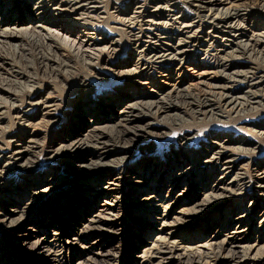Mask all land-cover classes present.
<instances>
[{"label":"rangeland","instance_id":"374dc122","mask_svg":"<svg viewBox=\"0 0 264 264\" xmlns=\"http://www.w3.org/2000/svg\"><path fill=\"white\" fill-rule=\"evenodd\" d=\"M128 1L97 0L85 5L84 11H81L82 13H88V15L83 14L82 17L87 16L88 22L93 25L92 29L97 30L103 36L112 37L118 41L115 53L107 54L106 51L103 52L92 66L83 64L80 57L75 55V51L68 50L67 44H62L57 53L62 55L64 60L70 62L72 69L67 73L64 72L65 68L49 71L50 68L47 66L48 69L45 70L46 62L42 61L41 53L46 54V48L42 44L38 47L34 43L25 42L26 50L23 52L20 50L18 53H15L9 47L0 49V53L4 54L10 61L12 60L16 70L24 76H32L30 79H26L29 82L32 81L30 84L21 81L22 85H14L13 78L8 74V69L0 66V85L8 86L16 91V102H18H15V104L25 106L22 103H26L30 97L35 96L36 98L31 101L35 102L39 96H46L52 92L50 95L53 97L55 105L50 117L43 116V112L41 114L37 109L38 107H28V109L31 108L32 112L29 113L28 118L22 119L16 118L14 112L7 107L5 114L2 116L3 119L0 121V156H10L15 151V145L22 143L17 141L19 139L24 142L35 140L37 144L36 149L32 150L33 154L27 157L35 162L34 169L31 172L22 173L15 170V173L12 172L1 177L4 180L0 182H7V186L11 189L9 192H5L7 196H0V214H3L5 210L11 212L13 210L11 205H17L21 203L20 200H23L25 204L22 206L27 207L24 211L30 215H28L26 224L22 226V229L16 227L14 230L6 231L8 222H5L4 225L3 222H0V264H8V261L11 264H46L45 261L39 258L43 253L37 255L32 247L33 243L38 242L45 236L43 231L46 230L45 224H48V221L36 214L38 211L46 209L45 207H50L51 215L49 218L53 223L52 227H57V229L52 228L51 232H60V238H62L59 241L53 240V249L57 250L63 247L64 251L63 257L58 262L50 264H78L80 262L83 264H102L101 260H107L109 264H142V258H137L136 261L132 262L133 258L130 260L131 255L141 254L140 250L157 249L160 244H163L159 241L160 239L173 243L180 252L200 250L203 253L207 250L203 246L209 241L211 242L212 237L215 236L213 231L222 232L224 229L222 235L225 234L224 236L232 238L235 244L241 247V250L249 251L247 253L249 258L257 256L264 263V199L261 198L254 202L245 190L247 186L242 190L233 187L230 191L231 194L226 193L225 196L211 197L212 194L217 193L218 195L220 192L213 191L212 193L208 187H203L204 184L216 186L220 183L223 187H230L232 185L230 183L234 180L235 175L233 174L221 175V171L218 170L220 166H207L206 168H199L196 173H187L181 178L182 182L178 185H176L175 180L185 171L182 170L183 172L180 173L176 169L167 179L165 178L168 175H165V173L170 169L172 163H181V156L184 152H193L194 155L210 152L212 143L215 142L218 136L221 137L224 134H228L227 138L235 136L234 138L248 141L254 147V149L252 147L249 149L251 151H234V148H237L238 145L229 144L226 151L228 157L236 159L233 173L243 174L242 176L246 177V181L253 178L256 173L254 171L255 167L264 163L263 137L255 133L257 132L255 126H252L258 123L264 124V100H262V106L253 104L251 110H247L242 114H237L235 111L234 113L230 110V107L222 108L224 109V115L222 119L218 120H209L207 116H194L188 109L180 113L181 118L176 120L168 116H166V120L163 114H159V118H157V115H153L152 118L144 119L145 121L141 125L148 122L155 123L159 129L164 128V134L158 136L144 135V138L132 146V153L128 155L123 164H120L116 172L113 169L110 170L111 173L114 172L111 177L102 175L92 180H79L74 176L62 174L65 170H63V165L67 166L69 162L73 163L77 158L64 159L61 162L56 159H49L52 154L48 151L53 150V148H50L52 141L56 140L57 143L65 145L64 140L57 139V137L64 138L67 134H70L71 139L78 137L77 135L74 137L70 131L72 132L75 126L78 127L79 122L77 121L79 119L76 118L81 117L75 110L79 100L88 101L90 107H92V110L84 116L86 120H84V124L89 128L90 125L87 121L93 120L91 118L95 114L93 111L94 106L104 100L119 99L127 95L138 96L140 93L151 95L152 91L167 95L173 89L195 95L214 91L217 97L226 92L212 87L223 84L229 85L228 81L232 79H230L232 75L234 76V69L220 75L216 74L217 70L209 68L210 65L214 64V60H203L202 56L190 57L185 62H176L172 67L162 68L148 77L140 80L136 79L138 84L135 85H129L126 80H121L119 75L105 70L103 67L106 60L112 63L121 61L133 48L129 35H127L128 30L112 19V17L117 16L115 12L117 8L129 7L127 5ZM148 9L153 12V5H148ZM187 9L193 11L192 8L179 2L178 9L175 11L178 13L177 15L190 16L191 21L195 20L196 29L200 28L201 25L198 24V19H193L194 16ZM201 13L208 14V12ZM128 15L130 16L131 13ZM128 15H121L117 18H124L123 16ZM144 19H150L149 21L152 20V23L156 24L141 22L140 27H142L143 33L150 32L153 35H159L163 32L171 33L175 30L168 18H165L167 20L154 17ZM153 20L155 21L153 22ZM187 22L189 23L190 20ZM160 23L167 24L163 27ZM261 25H264V20L261 21ZM201 28L204 29L206 35L211 34L210 28H204L203 26ZM112 30H115L117 35L110 37L109 33ZM134 32L141 35L139 27ZM164 36L166 38L172 37L170 35ZM109 38H107L108 42L110 41ZM222 38L219 37L217 40L220 44H224ZM164 42L173 46L177 43V40L176 38L174 40L168 39ZM229 56L232 57L234 62H245L250 67L264 69L260 61H255L251 57H241L236 54ZM221 75L224 79L222 78L223 80L220 82L219 77ZM260 75L262 76L264 73ZM249 82L250 79L244 81L243 91H257L264 97L263 87L258 86L255 89L250 86ZM130 103H133V101H123L124 106ZM113 109L116 111L121 110L120 108ZM99 126H106L108 131L111 128V124L107 120H102ZM54 148H58V145ZM58 153L64 158L70 156L66 151L60 150ZM137 175H145L146 178L139 182ZM52 178L55 180L51 181ZM112 178L118 180L114 182V180L111 181ZM40 179L45 180V186L50 190L45 194L32 196L33 189H29L31 185L28 184L34 181L39 182ZM136 183H139L142 187ZM26 191L30 194L22 196ZM69 194L75 195L73 198L78 196V202L85 207L92 205L96 209L102 210L97 214L102 219L112 221L108 229L113 234L106 235L107 245H101L96 241L98 239L96 233L85 235L74 245H65V242L69 240L66 238L65 233L69 234L70 232L65 229L63 222L57 223V218H54L56 214L54 213L59 211L53 208V204L60 208L61 212L59 214L62 218H69L67 225L73 229L75 224L70 221L73 218L70 213L76 211L68 208V203L65 205L63 203V200L66 199L69 201ZM18 195L20 197H17ZM81 199L88 201V203L83 202ZM196 203L205 205L200 210L196 206L194 207ZM252 203L255 204L251 205ZM238 206L254 209L253 214H250V211L245 212V214L248 213L250 219L245 224L243 223L241 228L234 224V219L237 217L235 216V210ZM18 216L15 213H10L11 219H16ZM38 223L40 224V234L34 235V233L23 230L25 228L31 230ZM229 223L234 224L233 227H229ZM129 224H132V226L136 224L137 228L132 229ZM209 227H211L209 234H203L204 230ZM240 230L241 232H239ZM130 233L132 236H129ZM134 234L135 236H133ZM48 240L51 239L48 238ZM69 242L73 243L71 240ZM85 246L86 248H82ZM131 246L138 247L137 252L132 251ZM89 251H93L98 255L104 253L108 257L93 255L96 260L88 262L83 257L90 256ZM112 255H116L117 258L109 260ZM211 256L201 260L206 264H229L224 261H214ZM11 258H13V261H11ZM241 259L239 264H252L250 259ZM145 260L148 264H177L176 260L170 261L160 256L151 258V255H147Z\"/></svg>","mask_w":264,"mask_h":264},{"label":"bare ground","instance_id":"6f19581e","mask_svg":"<svg viewBox=\"0 0 264 264\" xmlns=\"http://www.w3.org/2000/svg\"><path fill=\"white\" fill-rule=\"evenodd\" d=\"M95 1L97 0H0V49L2 50L4 47H9L15 53H18L20 50L22 52L26 50L25 42L34 43L38 47L42 44V46L46 48V54H43L44 52L41 53V57L43 58L42 61L46 62L44 67L46 68L45 70L47 71L48 68H50L49 71L65 68L64 72L67 73L72 69L70 62L64 60L62 55L57 54L62 44H67L68 50L75 51V55L80 57L83 64L92 66L103 52L106 51L107 54L115 53L118 46V41L111 37L112 35H117L115 30L110 31L109 36L111 38L103 36L97 30L92 29L93 25L88 22L86 19L87 16L82 17L83 14L88 15V13L81 12L84 11V6ZM179 2L184 6L192 8L193 11L187 10L194 16L193 19H198V24L204 28H210L211 34L206 35L201 26L196 29L195 20L191 21L190 16L177 15L178 13H176L175 10L178 9ZM263 3L264 0H129L127 2V5H129L128 8H117L115 11L117 16H115V18L112 17V19L116 20L115 23L122 25L128 30L127 35H129L133 48L131 51L129 50L130 52L123 60L117 61L116 63L106 60L104 62V67H102L105 70L119 75L121 80L124 79L128 82L127 84H138L137 80L148 77L156 73L157 70L172 67L176 62H185L189 60L190 57L198 56H202L203 60H214V64L210 65L209 68L217 70L216 74L220 75L234 69V76L232 75L233 77H230V79H232L228 81L230 83L229 85L223 84L212 87L214 89L226 91L224 94L222 93L220 97H217L214 91L195 95L173 89V91L167 93V95H161L160 93L158 94V92L152 91L151 95L140 93L138 96L127 95L119 99L104 100L94 106L95 108H93V111L95 114L91 118L93 120L87 121L90 125L89 128L84 124V116L92 110V107H90L88 101L79 100L75 110L81 117L76 118L79 119L77 121L79 122L78 127L75 126L73 128L74 130H72V132L70 131V133H73L74 137L76 135L78 137L71 139L70 134L65 135L64 138L60 136L57 137V139L64 140L65 145L57 143L56 140L52 141L50 148H53V150L48 151V153L52 154L49 159L52 158L61 162V160L64 161V159L77 158L78 161L76 160L73 163L69 162L67 166L63 165V170H65L62 174L71 175V177L74 176L79 178V180H92L102 175L111 177L120 164H123L125 160H127L128 155L132 153V146L140 139L144 138V135L151 134L158 136L164 134V128L160 127L161 129H159L155 123L148 122L141 125L146 118H152L153 115H157V118H159L158 115L163 114L165 117H172L176 120L181 118L179 116L180 113L188 109L194 116H207L209 120H218L220 118L222 119L224 115V109L222 108L230 107L231 111L242 114L247 110H251L253 104L262 106L264 97L257 93V91H243V84L245 80L250 79V86L255 89L261 86L264 89V75H260L264 73V69L250 67L245 62H234L229 55L236 54L241 57H251L255 61H260L262 68H264V25H261V21L264 20ZM148 5H153V12L149 11ZM184 8L186 9V7ZM201 12H208V14ZM129 13H131L130 16L128 15ZM121 15H128L129 17L123 16L124 18H117L121 17ZM146 17L159 19L168 18L172 22L171 26H174L175 30L171 33L163 32V34L159 35H153L150 32L143 33V29L140 27L141 22L156 24L152 23V20L149 21L150 19H144ZM189 20L190 22L188 23L187 21ZM154 21L155 20H153V22ZM160 24L164 27L167 23ZM174 24L179 25H176V27ZM137 26L141 31V35L134 32V30L138 28ZM164 35H170L172 37L166 38ZM219 37L224 38L221 39L224 40V44H220L217 41ZM107 38L110 39L109 42ZM175 38L177 43L173 46L167 45L164 42L168 39L174 40ZM0 66L4 69H8V74L13 78L14 85H22L21 81H25L27 84L32 82L26 80L30 79L32 76L22 75L21 72L14 68L12 60L10 61L7 59L2 53H0ZM219 78L220 82L224 79L222 75ZM15 92V90L8 86L0 85V121L3 119L2 116L5 114V109L7 107H9L10 110L14 112L15 117L19 119L28 118L30 116L29 113L32 112V110L31 108L28 109V107H38L37 109L41 114L43 112V116L45 117H50L52 115L53 107L55 106L53 97L50 95L52 92H49L50 94L46 96H39L38 100L35 102L31 101L36 97H30L26 103H22V105L25 106L15 104L17 99ZM240 94L242 95L239 96ZM125 100L129 102L133 101V103L124 106L123 101ZM113 108H120L121 110L116 111ZM102 120L110 122V131H108L106 126H99ZM252 126H255L257 131L255 133L262 136L264 141V124L258 123ZM227 137L228 134H224V136H218L217 139L215 138V142H213L210 147V152L200 153L199 155H194L193 152H184L181 156V163H172L170 169L165 173V175L168 174L165 178L167 179L176 169L179 170L180 173L185 171L175 180L177 182V184L176 182L175 184L178 185L182 182L181 178L187 175V173H196L199 168H206L207 166H220L218 170L221 171V175L233 174L235 175L234 180L230 183L232 184L230 187H223L220 183L216 186L204 184L203 187H208L212 193L213 191L220 192L218 195L217 193H215V195L212 194L211 197L225 196L226 193L231 194L230 191L233 187L242 190L247 186L245 190H247L248 196H251L254 202H257V200L261 198L264 199V163L255 167L254 171L256 173L249 181H246V177L244 178L242 176L243 174L237 172L233 173L236 159L226 155L229 144L238 145L237 148H234V151H251L249 149L252 147V144L243 139L234 138L235 136ZM17 141L22 143L20 145H15V151L11 153L10 156H0V181L4 180L1 178L2 175L11 174L12 172L15 173V170L28 173L34 169L35 162L27 157L33 154L32 150L36 149V141L27 140V142H24L20 139ZM56 145H58V148H54ZM252 148L254 149V147ZM60 150L66 151L71 157L64 158L58 153ZM221 160L223 161L220 162ZM111 169H113L114 172L111 173ZM145 178V175H137L139 182L145 180ZM53 180L55 179L52 178L51 181ZM113 180L116 182L115 180L118 179L112 178L111 181ZM252 180L254 181L252 182ZM136 184L140 185L139 183ZM7 185V182H0L1 197L7 196L5 192L10 191L11 188ZM28 185H31L29 189H33V192H31L32 196H37V194L42 195L50 190L45 186L44 179H40L39 182H30ZM23 194L22 196H26V194L28 195L30 193L26 191ZM74 196L73 194H69V201H67V199L63 200L64 205L68 203V208L76 211L70 213L71 216L73 215L70 221L75 224L73 229L67 225L69 218H62L61 214H59V212H61L60 208L54 206L56 204L52 203L53 208L59 211L54 213L56 214L54 218H57V223L63 222L65 224V229L70 232L69 234L65 233V236L73 243H70L68 240V242H65V245H74L78 243L80 238L94 233L97 234L98 239L96 241H98L99 244L107 245L106 235L113 234V232H109L110 229H108L112 221L109 219H102L99 214H97L102 210L96 209L92 205L85 207L78 202L79 197L76 196V198H73ZM17 197H20V195ZM81 200L86 202L84 199ZM20 202L21 203L17 205H11L13 206L11 212L3 209L5 212L0 214V222H3V225L5 222H8V229L6 231L14 230L16 227H21L20 229H22V226L26 224V220L30 214L24 211L27 207L22 206L25 204L23 200H20ZM13 203L15 202L13 201ZM86 203H88V201ZM253 204L255 203L251 205ZM204 205L196 203L194 207L196 206V208L201 210ZM45 208L46 209H43V211L40 210L36 213L40 215L41 218L48 221V224H45L46 230L43 231L45 236L38 240V242L36 241L33 243L32 247L37 255L43 253L42 256H39L42 261H45L46 264H50L52 262H58V260L63 257L64 251L62 246V248H58L57 250L53 249V240L59 241L62 238H60V232H51L52 228L57 229V227H52L53 223L49 218L51 215V210H49L50 207ZM251 208L252 207L240 208L239 206L236 208L235 216L237 217L234 219V224L239 226L238 228H241L243 223L245 224L247 220L250 219L248 213L245 214V212L250 211V214H253L254 209ZM10 213H15L19 216L16 219H11ZM234 224L229 223L228 226L233 227ZM129 227H132V229L137 228L136 224L133 226L129 224ZM39 228L40 224L38 223V225L33 227L34 230L28 228L23 230L37 235L40 234ZM210 230L211 227L204 230L205 232L203 234H209ZM224 230H222V232ZM222 232L217 230L213 231V235L215 236L212 237L211 242L209 241L203 246L204 249H207L206 252L203 253L200 250H185L180 252L173 243H168L165 242V239H160L159 241L163 244H160L157 249L140 250L139 252H141V254L137 253L138 255H131L132 257L130 260L133 258L132 262H134L137 258H142V264H148L145 258L147 255H151V258L160 256L170 261L176 260L175 262L177 264H206L201 259L210 258L212 255L211 257L214 261H224L229 264H239L241 258H245V260L250 259L252 264H264L257 256L249 258V256H247L249 251L241 250V247L236 245L232 238L224 236L225 234L222 235ZM239 232H241V230ZM130 235L132 236L131 233L129 236ZM133 236H135V234ZM48 238L51 240H48ZM56 244L58 243L56 242ZM82 248H86V246ZM132 248V251L138 250V247ZM89 253L90 256L83 257V259L88 262H91L90 260L93 262L96 260L93 255L104 256V258L108 257V255L104 253L99 255L93 251H89ZM7 257L9 256L7 255ZM116 258V255H112V258H109V260H114ZM12 259L13 258H11V261H13ZM100 262H103L102 264H109L107 260H101ZM8 264L11 263L8 261ZM78 264L83 263L80 262Z\"/></svg>","mask_w":264,"mask_h":264}]
</instances>
